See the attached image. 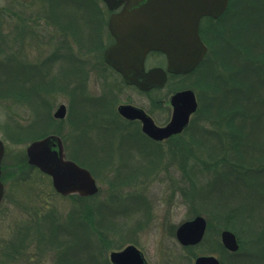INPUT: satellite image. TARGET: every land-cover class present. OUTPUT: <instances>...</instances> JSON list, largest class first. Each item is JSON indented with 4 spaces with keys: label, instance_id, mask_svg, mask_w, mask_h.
I'll use <instances>...</instances> for the list:
<instances>
[{
    "label": "rangeland",
    "instance_id": "rangeland-1",
    "mask_svg": "<svg viewBox=\"0 0 264 264\" xmlns=\"http://www.w3.org/2000/svg\"><path fill=\"white\" fill-rule=\"evenodd\" d=\"M95 10L109 12L101 0H0V264H111L109 253L128 244L148 264H193L209 254L223 264H264V192L242 185L232 192L230 174L207 165V151L220 148L219 135L243 120L241 135L253 144L245 147L244 163L264 164V120L255 122L253 137L246 127L252 114L264 111L254 104L264 105V0H228L221 16L201 20L208 47L202 63L148 93L116 76L102 79L98 63L110 40L105 27L92 24ZM186 88L198 111L187 129L159 146L117 111L119 104H134L164 125L170 95ZM60 104L66 115L54 119ZM52 133L93 174L95 194L61 196L47 175L27 164L28 144ZM239 204L241 243L232 254L220 232ZM196 215L210 228L199 244L183 246L175 230Z\"/></svg>",
    "mask_w": 264,
    "mask_h": 264
},
{
    "label": "water",
    "instance_id": "water-1",
    "mask_svg": "<svg viewBox=\"0 0 264 264\" xmlns=\"http://www.w3.org/2000/svg\"><path fill=\"white\" fill-rule=\"evenodd\" d=\"M112 11L108 30L114 43L104 51L105 62L117 70L125 83L139 90L162 88L168 74L191 72L203 59L206 46L198 30L202 17H219L228 0H102ZM121 7L119 11L115 10ZM150 51H159L166 57V66L152 67L145 71L144 58ZM171 115L164 125H157L141 108L131 104L117 106L118 113L128 119H138L141 130L153 140L161 141L181 133L197 109L193 90L186 88L170 95ZM66 107L60 104L53 113L64 118ZM4 153L0 139V164ZM27 163L51 177L54 190L64 196L87 197L98 191L92 173L66 157L62 139L56 134L33 140L25 149ZM1 174V166H0ZM3 184L0 180V200ZM207 222L196 215L180 223L175 230L176 240L183 246H193L202 241ZM222 246L235 252L239 248L236 235L229 229L220 232ZM112 264H148L142 252L133 244L111 251ZM193 264H221L212 255H199Z\"/></svg>",
    "mask_w": 264,
    "mask_h": 264
},
{
    "label": "trees",
    "instance_id": "trees-1",
    "mask_svg": "<svg viewBox=\"0 0 264 264\" xmlns=\"http://www.w3.org/2000/svg\"><path fill=\"white\" fill-rule=\"evenodd\" d=\"M87 1H89L91 4L92 3L95 4V2H96V0H87ZM99 11L100 10H98L96 12V10H95L94 12L97 14V13H100ZM52 16L55 17L54 15H52ZM203 19L204 20H212L210 17H204ZM53 20H54L53 21L54 23L57 22L56 18H54ZM201 27H202V24H200L199 33L201 31ZM73 34L75 35V33H73ZM79 43H81V42L79 41ZM189 74H186L184 76H188ZM176 76H179V75H170V77H176ZM180 76H183V75H180ZM247 95H249L248 100H251L252 97H250V94H247ZM258 102L254 101V104L255 105L257 104L258 106L264 107V105L262 104V101L258 100ZM253 106L254 105H251V107H253ZM247 109H250V111H253V108L248 107ZM197 111H198V107H197L196 112ZM239 111H241V110H238V112ZM242 112H243V110H242ZM263 116H264V111H262L261 113H256V114L251 115V117H250L251 118V121H250L251 125L246 126L250 130L248 132L251 133V134L249 133L250 134L249 136L253 137L252 132L254 131L253 129H254L255 122L257 121V124H258V122L260 123L262 120H264ZM229 118L230 117L227 116V119H225L226 123L228 125H229ZM191 119H190V122H191ZM190 122L185 129H187L189 127ZM243 122H245V121L243 120L242 122L240 121L239 124H236L234 127L235 129H232L227 133H221L219 135L220 148H218L212 152L207 151L208 154L212 156L210 161H208L207 165L213 166L215 168V172L217 175H220V173H229L230 174V177H232V179H230V183L232 184L230 189L232 188V190H231L232 192H238L239 191L238 187L240 185L245 187V189L247 191L249 190V191H253V192L254 191L255 192H264V179L262 181H257L258 177L264 178V164L259 166V167H258V165H257V167H252L251 166V162H252L251 160H254V159L248 158L249 163L247 162V164H245L246 162L244 161L245 147H247L248 150H251V148L253 149V144L250 142L246 143L244 140L245 134L241 135L242 128H243ZM126 123L132 124L131 122H127V121H126ZM255 130H257V129H255ZM242 136H243V139H242ZM153 143H155V142H153ZM155 144L158 145L159 143H155ZM261 150H263L262 146H261L260 151ZM246 156L251 157L250 155H246ZM243 165H248L247 169H249V171L251 170V172H249L250 173L249 174L250 180H246V177H245L246 174L244 173L245 171H244ZM191 170L193 171L194 169H191ZM254 173H255V175H254ZM234 181H235V184H234ZM207 185H209V184H207ZM228 192H230V190H228ZM241 207H242V205L239 204V205H237V207H234L233 209H230V211L227 212L226 222L222 225V228L229 229L231 231L233 230L234 234H235L236 229H237V222L239 220L243 219V216H241V211H240ZM207 228H210L209 222L207 223ZM236 238H238L237 239L238 243L239 242L241 243L240 237L238 235ZM240 243H239V247H240ZM232 254H238V250L235 252H232Z\"/></svg>",
    "mask_w": 264,
    "mask_h": 264
},
{
    "label": "flooded vegetation",
    "instance_id": "flooded-vegetation-1",
    "mask_svg": "<svg viewBox=\"0 0 264 264\" xmlns=\"http://www.w3.org/2000/svg\"><path fill=\"white\" fill-rule=\"evenodd\" d=\"M120 8L116 9L115 11H118ZM112 12H108L107 15H105L104 13H97V14H92L91 16L94 18H92L93 20L97 21L95 23H92L94 24L96 27H105V34H107V37L109 38L110 42L109 44H107L105 46V48H103V50H101V54H100V61L98 63V66L100 67L98 69V72H100V74L102 75V79L104 78L105 81H108L107 79L110 77H113L116 76L118 77L124 84H126L121 76V74L119 72H117L115 69H113L111 66H109L107 63H105L104 61V51L105 49L111 45L112 43H114V38L112 37V35L110 34L109 30H108V19L110 17ZM93 20L90 19V21L92 22ZM99 21V22H98ZM54 23V22H53ZM56 24V23H54ZM207 53V52H206ZM154 56V55H158L159 56V61L158 60H155L153 59L151 56ZM166 65V58L163 54H160L158 52H149L146 54L145 58H144V69L145 71H147L148 69L152 68V67H158V66H162V67H165ZM128 85V84H127ZM129 86H133V85H129ZM135 87V86H133ZM136 88V87H135ZM137 89V88H136ZM139 90V89H138ZM141 91V90H139ZM150 90H146V91H141V92H144V93H148ZM123 104H130V103H123ZM120 105V104H119ZM131 105H134V104H131ZM136 107H139L141 108L143 111H145L142 107L140 106H137V105H134ZM146 112V111H145ZM148 115L149 113L146 112ZM122 117V116H121ZM123 120L127 121V122H131L132 124H135L140 132V134L147 138L148 140L152 141V142H155V143H160L162 141H165V140H162V141H154V140H151L149 137H147L142 131H141V123H140V120L138 119H133V120H127V119H124L122 117ZM54 134V133H52ZM58 135V134H57ZM60 138L61 136L58 135ZM171 138V137H170ZM62 139V138H61ZM62 142H63V139H62ZM65 154H66V151H65ZM67 158H69V156L66 155ZM71 159V158H69ZM1 171H2V166H1ZM48 176V175H47ZM49 177V176H48ZM50 178V177H49ZM3 184V183H2ZM4 196V188H3V195H2V198ZM2 198L0 200V203L2 201Z\"/></svg>",
    "mask_w": 264,
    "mask_h": 264
}]
</instances>
